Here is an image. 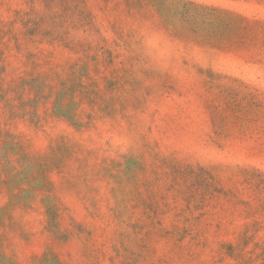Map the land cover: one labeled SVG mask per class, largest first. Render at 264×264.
I'll use <instances>...</instances> for the list:
<instances>
[{
	"label": "rangeland",
	"instance_id": "1",
	"mask_svg": "<svg viewBox=\"0 0 264 264\" xmlns=\"http://www.w3.org/2000/svg\"><path fill=\"white\" fill-rule=\"evenodd\" d=\"M0 264H264V0H0Z\"/></svg>",
	"mask_w": 264,
	"mask_h": 264
}]
</instances>
